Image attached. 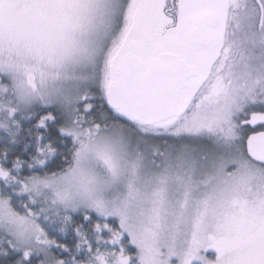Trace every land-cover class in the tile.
<instances>
[{
    "label": "snow or ice",
    "instance_id": "obj_1",
    "mask_svg": "<svg viewBox=\"0 0 264 264\" xmlns=\"http://www.w3.org/2000/svg\"><path fill=\"white\" fill-rule=\"evenodd\" d=\"M0 264H264V0H0Z\"/></svg>",
    "mask_w": 264,
    "mask_h": 264
}]
</instances>
